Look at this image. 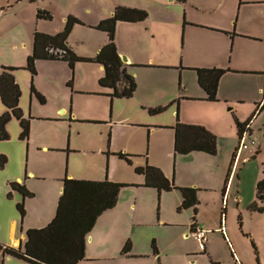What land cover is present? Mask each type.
<instances>
[{"label":"rangeland","instance_id":"1","mask_svg":"<svg viewBox=\"0 0 264 264\" xmlns=\"http://www.w3.org/2000/svg\"><path fill=\"white\" fill-rule=\"evenodd\" d=\"M20 1L22 3L17 6L18 1L13 0L9 5L8 0H0V73L1 68L5 66L18 69L16 77L22 94L20 109L26 118L30 116L29 111H32V117L35 120L40 117L42 118V115L45 117L52 116L55 115L57 108L70 106L71 104L74 105V109L78 113L82 110L110 111L112 109V98L109 93L107 97L99 98L95 96L87 97L80 94L82 90L93 87V81L95 80V76H97L94 68L100 69L96 64L79 62L72 69L67 63L63 62L39 61L36 65L37 74L35 77L26 69L27 58L32 56L34 32L45 33L51 36L57 35L64 31L67 24L65 22L71 16L77 18L81 23H77L73 27L67 44L80 58H95L96 48L100 44H104L105 40L108 41V34L97 30V26H91V24L107 19L112 8L115 9L121 2L124 3V6L132 9L140 8L147 10L149 14L151 32L146 31V28L141 25L143 22L136 25L125 23L120 28L118 34V40L122 43L121 47L133 54L138 60H144L145 62L151 58L155 60H176L179 58L180 60L183 56V51H185L187 58H191L196 63L208 64L216 61L218 64L223 62L225 65L227 62L226 65L228 66L230 64V55L232 56L233 54L231 52L230 37L225 35V37H211V35H203L201 34L202 32L197 30L189 31L186 45L184 46L182 30L185 6L179 3L163 5L159 0ZM11 4L13 8L17 6L14 9L15 12L6 14L5 9V11H2L3 7H9ZM215 8H217V12H208L209 9L213 10ZM189 9L190 13L195 15V18L201 19V21L228 24L229 27H234L239 12V0H191ZM38 11H47L52 17L51 20L38 19L41 20L39 26L41 30L37 29V20H35ZM259 27L260 29L264 27V4L252 5L244 3L242 15L239 19V30L245 31ZM237 41L238 44L235 47L234 53V60L237 64L244 63L248 58L253 60L254 55L260 53L256 43L244 40L243 38H238ZM221 69L225 70L226 73L223 80H221L219 88L220 96H218L216 103L200 101L184 102L182 110L179 111L177 101L188 97L186 95L194 92V90L196 91L194 88L197 86V73L194 68L185 74L187 78L186 82L189 84V88H186L187 90L183 86L182 91L179 90V78H177L175 87H165L161 80L150 79L146 87L151 88V91L149 94H143L142 96L156 99L159 94H167L173 90L175 91V95L165 106L167 108L166 111L152 118L177 122V116L179 115L183 116L186 120L204 123L208 126V129L216 135L220 143L218 145L217 162L224 169L223 183L225 185L224 181L228 177L231 168L232 156L240 146L236 119L241 121V123H245L256 113L258 106L264 103V78L259 75H243V73H237L226 68ZM33 86L45 98V103H42L36 95L32 94ZM98 89L102 90L100 87ZM72 93H74V103L72 102ZM134 99L135 101L128 105L127 103H118L115 111L135 113L138 107L141 110L144 109L143 105L138 102V98L135 97ZM4 112V104L0 98V116ZM147 114L150 113L147 112ZM44 120L43 122H39L41 124L36 123L39 125L34 129L33 140H31L32 144H29V146H32L34 149L32 163L38 169V173L51 176L61 169H66L67 153L64 155L65 153L62 154L61 151H53L44 155L41 151H38L37 146L42 144L50 145L53 139H59V142L67 146L70 140V123L62 121L52 123L51 121L45 120V122ZM250 125L253 133L246 138L247 143L251 144L254 140L257 142V145L251 146V151L249 149L243 152L244 156L242 162L239 163L238 169L237 164L241 153H237V158L232 164V172L227 184V188L229 189L233 178L235 179L232 192L224 193V188L223 190L220 189V191L219 188L208 191L205 194V200H208L209 203H203L199 213H196V216L199 214V218L204 219L208 223L207 228L211 229L210 233L215 231L214 229L220 231L218 233L228 249L225 248V245L219 239L218 241L216 240L213 246H215L217 255L224 261V264H232L229 262L233 260L232 250L229 249L228 244L230 241L227 240L228 242H226L224 240L225 237L232 238L233 243L231 244H233V247L235 246L234 248L244 258H251L253 256L254 263L260 264L259 250L250 236V231H257L261 228V224L255 217H251L249 212L254 211L252 209L254 203L257 206L264 204V201H256L257 183L255 182V179L259 177L261 180L264 178V109L254 115ZM7 130L10 134V139L0 142V155L6 156L9 162L6 169L0 172V191L3 184L7 186V180H14L16 177L23 178L25 166L26 164L28 165V146L26 141H20L21 129L18 121L12 119ZM107 139L101 135L99 128L92 127L86 129L79 140L73 133L72 146L76 142L87 141L94 144L95 148H103V144L101 143L105 142L106 145L104 147L108 149L109 141ZM259 149H261V152L257 154L256 152ZM87 162L75 154L69 160L71 165H82ZM32 185L38 195L26 200L24 205L26 218L22 217L17 209V205L22 203L19 194L15 193L13 199L8 197V192L0 197V224H2L0 227L2 228L0 243L5 242L4 244H6L8 242L10 237L8 228L14 220H17V238L20 237L24 219L27 220L26 226L35 219V211L41 205L42 198H44L48 189L53 185V181L44 182V180H38L33 182ZM237 187H239L243 194L242 198L245 200L242 206H239L238 202L235 201L238 200L236 199L238 196L236 193ZM4 188L6 189L7 187ZM253 199L255 201L247 206V203L253 201ZM218 200L220 201L218 202ZM155 203L158 206V199ZM242 207L247 209L248 213L243 211ZM222 212H224V216H222ZM175 217L181 218L183 221L187 218L190 224L194 217V212L193 210L181 211ZM143 231L155 233L161 238L160 242L162 245L167 244L175 236V232H173L171 227H147L140 232ZM210 235L213 236V234ZM253 243L254 246L252 245ZM260 243L261 248L264 250V243L262 241ZM183 245L188 246V249L194 248V244L189 240L183 243ZM197 246L199 247L198 241ZM180 252L181 249H179V254L176 255L177 249H170V257L166 258L168 264H188L187 260H191L192 264V261L195 259L197 264H211L205 256L182 258ZM0 264H3V258L1 257ZM138 264L150 263L149 261H144Z\"/></svg>","mask_w":264,"mask_h":264},{"label":"crops","instance_id":"2","mask_svg":"<svg viewBox=\"0 0 264 264\" xmlns=\"http://www.w3.org/2000/svg\"><path fill=\"white\" fill-rule=\"evenodd\" d=\"M13 0H8V4L12 3ZM18 1L17 6L22 3L20 0ZM23 1V0H22ZM36 1V0H34ZM33 1V2H34ZM24 2V1H23ZM160 3L164 4H181L185 6V12L183 13V42L184 46L186 45L187 36L190 30H197L202 32L203 35H211V37L216 36H227L231 39V52H233L232 56L230 55V64L228 66L222 63H217L216 61H212V63L202 64L196 63L191 58L188 59L186 56V52L183 51L182 57L179 60L167 59V60H155L154 58L149 59V61L138 60L134 57L126 49L121 47V42L118 40V34L120 28H122L123 24L136 25L141 24L146 28V31L151 32V27L149 25V14L147 20L137 23L130 22H119L117 24V28H115V45L117 47L119 55L127 58L126 64L129 65V74L133 76L135 79L137 90L134 96L130 99L123 98H112L111 100V110L110 111H95V110H82L81 112H76L73 104L70 106H64L56 109L55 115L52 116H44L42 118L51 121L52 123L58 122H69V130H70V140L67 143V146L59 142V139L51 140L50 145H38V151H41L42 154L47 155L53 151H61V153H67L66 157V169L60 170L51 176L44 175L43 173H38V169L34 167L32 163V156L34 153V149L29 144H32V137L34 129L43 122V119L40 117L35 120L32 117V111H29V119L30 123V133L29 137L26 140L28 146V165L25 166V172H23L22 177H16L14 180H7V186L2 185V188L7 187L6 189H2L0 191V197L4 196L5 193L8 194L11 192L12 199L14 198V194H19L22 202L26 200L32 199L38 195V193L34 190L33 182L38 180L53 181V185L50 189H48L47 193L42 198L41 205L35 211L36 217L33 221L29 222V225L26 226V219H24V223L21 229V235L17 238V220L12 221L11 226L8 228L9 240L4 244L0 243L3 247L16 248L25 250V243L27 232L31 229H44L46 228L50 222H52L56 216L57 206H59V201L61 195L64 190V180L66 179H76V181H93V182H101L104 180H109L112 183H123L128 185V187H124L118 197V203L116 207L111 210L105 211L98 219L97 223L93 230L90 232L88 239H86V255L85 259L80 261L78 264H138L144 261H149L150 264H168L166 258L170 257V249H177V254H179V249H181L180 256L182 258L185 257H202L205 256L207 260L211 264H224L216 252V248L214 243L216 240L221 241L224 245L225 242L221 238L217 229L215 231H211L208 227V223L199 218V214L195 216L194 219L191 220L190 224L188 223L187 218L183 221L181 218H176L175 216L179 215L180 212L186 210H194V209H184L179 211L182 205V196L181 192L178 190L172 191H164L161 194H158V190L155 188H146L144 187L145 179L142 174L136 172L137 167H145L147 164L158 167L168 179H172L174 184L178 188H190L198 190L197 198L199 200L197 213L201 210L200 207L203 203H209V201L205 200V194L208 191L217 190V188L223 190L225 189V185L223 183V173L224 169L218 161V145H220L219 140L217 138V154L209 155L205 152H193L186 155H179L175 153V144H176V131L175 127L178 124L183 125H192V126H200L205 127L211 134L210 129L204 123L192 122L190 120L184 119L183 116H177V122L170 121L168 122L166 119H153V116L160 115L158 114H147L149 111L156 108H165V106L173 99V95H175V91H169L166 93L159 94L158 98L151 99L148 97H143V94H149L151 88H147V82L150 79L161 80L165 87H175V83L178 79L179 90L182 91V86L184 89L189 88V84L186 82L185 74L191 69H221L226 68L233 70L237 73H243V75H259L264 78V27L262 29L255 28L251 30H239V19L242 15V6L243 4H264V0H239V12L237 15V21L234 27H229L228 24L222 23H211L210 21L205 22L201 21V19L195 18V15L190 13L189 4L191 0H185V2H179L178 0H159ZM118 4V3H117ZM16 6V7H17ZM118 6H124V3H120ZM13 5L9 7H3L2 11L5 9L6 14L15 12ZM126 7V6H125ZM116 8H112V11L109 15L111 17L116 11ZM140 9V8H139ZM4 10V11H5ZM143 10V9H141ZM208 12L215 13L217 12V8L209 9ZM38 13V12H37ZM108 17V18H109ZM36 25L38 30L41 20H38L36 16ZM103 20H99L98 23L91 24V26H98ZM168 21V19H167ZM67 23V21L65 22ZM139 26V25H138ZM45 32V30H43ZM103 32V31H102ZM33 35V42L34 36ZM45 34V33H44ZM156 35V34H154ZM224 36V37H225ZM243 38L244 40H249L256 43L257 47H259L260 53L255 54L253 60L248 58L242 64H237L234 60L235 47L238 44L237 39ZM33 42H32V54H33ZM109 43L105 40L104 44H100L98 48L95 50L96 56L101 51V49ZM229 44V43H228ZM68 45V44H67ZM103 45V46H102ZM183 46V47H184ZM71 49V48H70ZM72 50V49H71ZM73 51V50H72ZM74 52V51H73ZM75 53V52H74ZM31 54V55H32ZM39 61H47V60H38ZM52 63L63 62V60H55V61H47ZM67 63V62H63ZM79 63V62H77ZM80 63H90L96 64V62H80ZM68 64V63H67ZM100 67V69L94 68L96 75L95 80L93 81V87L84 89L80 92L84 96H95L99 97H107V94H112L113 91L110 88H103L100 86L99 81L105 75V68L96 64ZM10 67V66H5ZM76 67V64H75ZM18 72V71H17ZM15 72L14 77L17 82V77ZM2 73V70H1ZM0 73V75H1ZM197 73V72H196ZM225 75V74H224ZM222 76L221 80H223ZM36 76V75H35ZM34 76V77H35ZM221 80L219 81L218 86V96L219 88L221 86ZM264 83V81H263ZM20 86V85H19ZM102 89L101 91L98 89L99 87ZM185 86V87H184ZM198 88V89H197ZM186 89V90H187ZM196 91L191 92L188 97L183 98L182 100H178V109L179 111L183 108L184 102H209L206 100L207 93L200 87L198 84V75H197V86H195ZM104 90V91H103ZM260 90V88H259ZM111 92V93H110ZM74 93H72V102L74 103ZM165 94V95H164ZM264 94V88H263ZM22 95V94H21ZM217 96V98H218ZM135 97L138 98V102L143 105L144 109H138L135 113H127V112H116V106L118 103L130 104L135 101ZM21 101V99H20ZM46 102V101H45ZM44 102V103H45ZM216 103V102H209ZM6 112V108L4 107ZM178 111V112H179ZM4 112V113H5ZM163 113V112H162ZM161 113V114H162ZM44 120V121H45ZM18 121V120H17ZM46 122V121H45ZM11 123V122H10ZM20 122L18 121V124ZM39 123V124H36ZM9 123L7 124L8 127ZM44 125V124H43ZM20 126V125H19ZM99 128L101 131V135L103 137L108 138V149L104 146L106 143L102 142L103 148L96 147L94 144H91L87 141L76 142L74 146H72V137L73 133L76 138L79 140L82 137V134L88 128ZM21 129V128H20ZM210 130V131H209ZM252 127L250 125L249 136L252 135ZM215 135V134H213ZM216 136V135H215ZM251 148V147H250ZM249 148V149H250ZM248 149V150H249ZM236 151V150H235ZM241 151L239 162L237 164V169L239 167V163L242 162L243 152ZM251 151V149H250ZM259 153L261 149L258 150ZM131 155L132 164H128L126 160L122 159L120 154ZM75 154L78 157H82L83 160L88 161L82 165H71L69 163L70 157ZM31 157V158H30ZM233 157V156H232ZM237 158V157H236ZM30 159V161H29ZM9 162V160H8ZM8 165V163H7ZM6 165V167H7ZM6 167L1 171H4ZM236 169V171H237ZM62 172V173H61ZM261 180L259 177L255 179V182ZM22 181V182H21ZM225 182V181H224ZM229 182V181H228ZM12 183H19L21 185H25L27 191L33 194L32 198L23 199V196L19 192H15L11 190ZM228 184V183H227ZM235 184V179L233 178L230 188L224 190V193L232 192ZM256 184V185H257ZM239 185V184H238ZM47 188V187H46ZM36 189V188H35ZM228 189V190H227ZM217 191V192H219ZM236 193L238 196L235 200L238 202L239 206H242L244 203V199L242 198V193L237 187ZM236 194V195H237ZM158 199V206L155 203ZM220 200H218L219 202ZM253 201H249L247 206L251 204ZM256 201L258 202L257 198ZM23 205V206H24ZM258 208H264V204H259ZM157 209V210H156ZM25 210V207H24ZM242 210L247 212V209L242 207ZM158 211V213H157ZM251 217H255L260 222V229L257 231H250V236L254 243H256V247L258 248L260 264H264V250L260 246V242L264 243V212H249ZM28 214V212H27ZM26 218V210L25 215ZM194 224L199 225L201 228L205 229L208 232L207 234V243H206V252H201L199 247L197 246V241L193 237V232L195 231ZM2 224H0L1 227ZM147 227H156V228H170L175 232L174 238L169 241L167 244H161V238L157 236L155 233H150L147 231H142V229H146ZM0 228V235H1ZM223 233V232H222ZM210 234H213L211 236ZM192 241L194 244V248L188 249V246L183 245V243L187 241ZM226 242L230 241L229 249L232 250V262L236 261L238 264H255L253 256L251 258H244L243 255L237 251L236 248L233 247L232 238L224 239ZM228 240V241H227ZM129 242L131 244L130 253L125 255L123 254V250L125 245ZM155 242L156 247L158 249L159 255L156 256L154 253L152 244ZM231 245V247H230ZM179 248V249H178ZM225 248L226 245H225ZM228 249V248H227ZM226 249V250H227ZM229 251V250H228ZM3 252L0 250V257L3 258V264H29L23 260L16 259L10 257L9 255H3ZM193 260V259H192ZM206 260V259H205ZM191 260H187L188 264H191ZM158 262V263H157ZM192 264H197L196 259L192 261Z\"/></svg>","mask_w":264,"mask_h":264},{"label":"trees","instance_id":"3","mask_svg":"<svg viewBox=\"0 0 264 264\" xmlns=\"http://www.w3.org/2000/svg\"><path fill=\"white\" fill-rule=\"evenodd\" d=\"M34 1V0H33ZM185 2V0H178ZM38 19L51 20L52 17L47 11H38ZM146 10L132 9L130 7L118 6L113 15L103 20L96 28L106 32L109 36V43L106 44L95 58H80L67 45L70 33L77 23H81L75 17H69L64 31L51 36L44 33H35L33 42V54L27 58L26 69L34 77L37 74L36 62L38 60H63L73 69L77 62H96L105 68V75L100 79L99 84L103 88L112 89L111 98H132L137 90L135 79L129 74V65L124 62L119 55L115 43V28L119 22L137 23L147 20ZM0 75V98L6 112L0 116V142L10 139L7 124L12 119L18 120L21 128V139L29 137V119L24 118L20 109L21 87L14 77L18 71L14 67H2ZM198 84L207 93L206 100L209 102L218 101V86L222 76L226 73L223 69H197ZM32 94L44 103L45 98L32 87ZM167 108H156L150 110V114H158L166 111ZM264 109V103L260 104L256 113ZM254 113V115H256ZM252 116V118L254 117ZM252 118L245 123L236 119L238 134L241 138L245 129L250 125ZM176 144L175 153L186 155L193 152H205L209 155L217 154V137L208 132L205 127L178 124L175 127ZM250 131V130H249ZM237 152L233 155L232 164L235 162ZM259 154V151L256 152ZM122 159L128 164H132L131 155L120 154ZM8 163V158L0 155V170H3ZM230 168L228 177L225 180V189L231 176ZM136 172L142 174L145 179L144 187L155 188L158 194L161 192L178 190L182 196V205L179 211L184 209H194L196 215L199 200L198 190L190 188H178L172 179L158 169V167L147 164L145 167H137ZM128 187L123 183H112L109 180L101 182L76 181V179L64 180V190L61 195L59 206L54 220L44 229H31L27 232L25 250L3 247L0 250L3 255L20 259L29 264H78L85 259L86 239L93 230L99 217L105 212L116 207L119 193L123 188ZM25 185L12 183L11 190L19 192L23 199L32 198L33 194L27 191ZM224 189V190H225ZM8 197L12 199L11 192ZM257 200L264 201V178L257 184ZM24 202L17 205L22 217L25 215ZM255 212H264V208H258L257 204L252 205ZM224 216V212H222ZM195 221V216L193 217ZM254 246V243L252 244ZM154 253L159 255L155 242L152 244ZM131 244L127 242L123 254L130 253ZM258 262V260H257ZM236 264L237 261H236Z\"/></svg>","mask_w":264,"mask_h":264},{"label":"built area","instance_id":"4","mask_svg":"<svg viewBox=\"0 0 264 264\" xmlns=\"http://www.w3.org/2000/svg\"><path fill=\"white\" fill-rule=\"evenodd\" d=\"M249 130H250V125L245 129V132L243 133L242 137L240 138V146L238 147V152H241L243 150H248L251 146L257 145V142L254 140L252 141L251 144L247 143L246 138L248 137ZM194 227H195V231L193 232V237L198 241L199 250L201 252H206V243H207L208 232L205 231V229L201 228L197 224H194Z\"/></svg>","mask_w":264,"mask_h":264},{"label":"water","instance_id":"5","mask_svg":"<svg viewBox=\"0 0 264 264\" xmlns=\"http://www.w3.org/2000/svg\"><path fill=\"white\" fill-rule=\"evenodd\" d=\"M123 60H124V62H126V61H127V58H126V57H124V58H123Z\"/></svg>","mask_w":264,"mask_h":264}]
</instances>
